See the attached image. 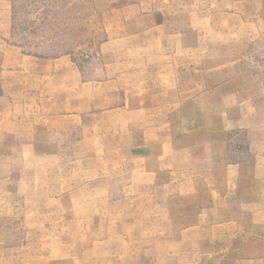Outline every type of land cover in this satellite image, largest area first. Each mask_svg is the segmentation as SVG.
Segmentation results:
<instances>
[{
  "label": "rangeland",
  "instance_id": "1",
  "mask_svg": "<svg viewBox=\"0 0 264 264\" xmlns=\"http://www.w3.org/2000/svg\"><path fill=\"white\" fill-rule=\"evenodd\" d=\"M0 264H264V0H0Z\"/></svg>",
  "mask_w": 264,
  "mask_h": 264
}]
</instances>
